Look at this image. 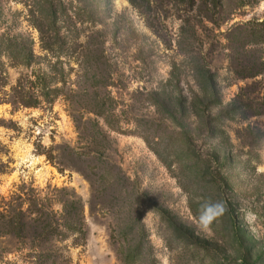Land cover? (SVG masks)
Masks as SVG:
<instances>
[{
	"label": "rangeland",
	"instance_id": "obj_1",
	"mask_svg": "<svg viewBox=\"0 0 264 264\" xmlns=\"http://www.w3.org/2000/svg\"><path fill=\"white\" fill-rule=\"evenodd\" d=\"M3 200L0 264H264V0H0Z\"/></svg>",
	"mask_w": 264,
	"mask_h": 264
},
{
	"label": "trees",
	"instance_id": "obj_2",
	"mask_svg": "<svg viewBox=\"0 0 264 264\" xmlns=\"http://www.w3.org/2000/svg\"><path fill=\"white\" fill-rule=\"evenodd\" d=\"M23 195H25L23 193ZM18 199H16L15 201L17 202ZM29 201L35 202L38 204H41L42 199L40 197H38V195L34 196V198H30ZM0 216L3 219H7L10 218L11 216V220H15L21 216H26V214L24 215L23 210H20L18 213L16 212V210L13 209V202H6L5 200H3V202L0 203Z\"/></svg>",
	"mask_w": 264,
	"mask_h": 264
},
{
	"label": "clouds",
	"instance_id": "obj_3",
	"mask_svg": "<svg viewBox=\"0 0 264 264\" xmlns=\"http://www.w3.org/2000/svg\"><path fill=\"white\" fill-rule=\"evenodd\" d=\"M202 220H203V217H202Z\"/></svg>",
	"mask_w": 264,
	"mask_h": 264
}]
</instances>
